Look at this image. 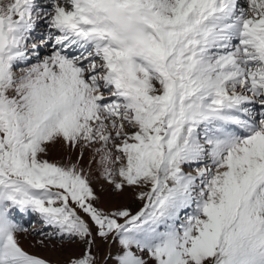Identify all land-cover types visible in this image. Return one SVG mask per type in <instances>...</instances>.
Wrapping results in <instances>:
<instances>
[{
  "label": "snow or ice",
  "instance_id": "6c2138e0",
  "mask_svg": "<svg viewBox=\"0 0 264 264\" xmlns=\"http://www.w3.org/2000/svg\"><path fill=\"white\" fill-rule=\"evenodd\" d=\"M32 217L67 264H264V0H0V264H51Z\"/></svg>",
  "mask_w": 264,
  "mask_h": 264
},
{
  "label": "rangeland",
  "instance_id": "374dc122",
  "mask_svg": "<svg viewBox=\"0 0 264 264\" xmlns=\"http://www.w3.org/2000/svg\"><path fill=\"white\" fill-rule=\"evenodd\" d=\"M66 150L62 149L59 145L54 146L49 151V158L53 160H60L66 155ZM77 155L76 152L72 153L73 158ZM90 159V153L85 152L83 163L87 166ZM93 187L96 189L97 194H100V206L110 209L120 205H127L133 212L137 211L141 206V202L134 200L131 190L126 191L122 195H116L111 192L110 186L103 181L102 178L94 180ZM103 196V197H102ZM32 223L24 220V226L29 228L28 233L20 235V243L22 247L29 253L39 255L48 259L51 264H67V261L82 253L84 245L75 243H66L57 240H50L46 242L47 246H41L38 241L41 237L37 234L42 225L37 217H32ZM117 246L109 243L97 241V246L94 249L97 255V264H105L109 252H115ZM107 264H112L111 260H107Z\"/></svg>",
  "mask_w": 264,
  "mask_h": 264
},
{
  "label": "bare ground",
  "instance_id": "6f19581e",
  "mask_svg": "<svg viewBox=\"0 0 264 264\" xmlns=\"http://www.w3.org/2000/svg\"><path fill=\"white\" fill-rule=\"evenodd\" d=\"M98 195H100V194H98ZM103 197V196H102Z\"/></svg>",
  "mask_w": 264,
  "mask_h": 264
}]
</instances>
